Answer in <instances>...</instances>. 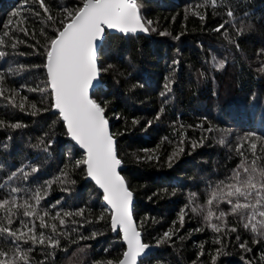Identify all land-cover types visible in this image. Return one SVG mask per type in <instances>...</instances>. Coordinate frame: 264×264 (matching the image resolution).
Listing matches in <instances>:
<instances>
[{
  "label": "trees",
  "instance_id": "16d2710c",
  "mask_svg": "<svg viewBox=\"0 0 264 264\" xmlns=\"http://www.w3.org/2000/svg\"><path fill=\"white\" fill-rule=\"evenodd\" d=\"M138 2L142 17L152 22L149 31L106 30L98 64L108 70L100 73V85L91 95L105 107L111 133L121 134L115 136L120 174L133 192L132 216L142 241L151 245L138 264H264V237L245 229L238 216L226 217L229 227L237 231L226 228L214 233L201 215L186 208L190 193L203 203L209 185L231 175L242 160L236 150L239 145L251 160L250 142H256L258 164L264 166V72L258 70L264 64V0H217L215 7L211 0ZM44 3L47 14L38 0H0V40L4 41L0 51L6 53L0 58L5 89L0 96L4 122L0 125V184L4 185L0 201L11 198L12 187L31 192L45 186L42 209L52 214L84 212L68 218V235L58 237L57 249L21 243L24 249L32 248L29 264H99L125 251L122 232L112 230V213L104 206L103 194L88 180L82 163L85 154L52 108L43 67L48 38L61 27L65 7L79 6L81 0ZM229 10L233 17L227 15ZM14 12L19 15L13 16ZM49 14L55 24L48 20ZM225 21L220 32L214 31ZM20 29H27V35ZM213 56L225 60L223 69L213 67ZM169 79L171 91L166 92ZM8 97H14L15 107ZM14 123L22 127L8 126ZM21 168L30 173L27 180L21 177ZM32 168L38 171L33 173ZM12 172L17 177L9 180ZM15 198L22 204L27 197L22 191ZM221 208L227 211L225 205ZM182 210L186 212L183 227ZM19 211L22 214L23 209ZM13 219L16 227L18 220ZM32 223L37 234L50 233L39 228L38 218ZM173 229L171 240L157 244ZM81 236L92 238L81 240ZM217 238L220 243L214 242ZM0 243L13 247L6 236L0 237Z\"/></svg>",
  "mask_w": 264,
  "mask_h": 264
},
{
  "label": "snow or ice",
  "instance_id": "6c2138e0",
  "mask_svg": "<svg viewBox=\"0 0 264 264\" xmlns=\"http://www.w3.org/2000/svg\"><path fill=\"white\" fill-rule=\"evenodd\" d=\"M38 2L40 8L47 14L49 9L44 0H38ZM216 2L217 0H211L213 7L216 6ZM64 11L66 15L59 21L61 27L55 28L54 35L48 38L46 63L43 65L47 72V82L51 88L52 108L62 118L72 140L85 150L86 159L82 163L86 165L87 175L103 190V199L112 211L111 228L113 231L117 229L122 231L123 241L127 245L126 251L120 257L108 259L99 264H138V258L146 255V250L151 245L142 241L141 232L138 231L132 216L133 192L118 171L122 161L118 157L115 136L121 134H113L109 131L105 107L90 97L89 90L93 87L94 81H99L100 73L108 70L98 64L106 29H116L125 34L138 31L147 32L152 22L142 17L138 0H81L79 6H66ZM12 15L17 16L19 13L14 12ZM227 15L233 17L234 14L229 10ZM47 18L55 24L56 21L52 15L49 14ZM200 19L204 17L200 16ZM226 23L228 21L217 26L214 31L220 32ZM20 30L27 35V29ZM4 35L7 36L8 33L5 32ZM3 43L4 41L0 40V44ZM12 46L15 47V45ZM5 55V52L0 51V58ZM212 61L216 70L225 67V60L217 61L213 56ZM108 67L111 68V65ZM258 70L264 72V64ZM2 79L0 76V96H3L5 92ZM172 82L169 79L164 85L166 92L171 91ZM166 92H162L161 95L164 96ZM8 100L10 104L16 106L14 97H8ZM19 108L23 111L24 104L21 103ZM163 111L164 109L161 108V112ZM157 119H159V114ZM3 124L4 122L0 121V125ZM8 126L13 129L22 127L20 123ZM206 131L210 132L211 129ZM220 142L224 143L223 140ZM241 148H243L242 144L236 149L242 157L241 163L232 170L231 175L215 184H210L203 203L198 202L196 193H190L186 208L192 213L201 215L205 226L210 227L214 233H222L226 228L229 232L237 231L236 227H229L226 221V217L232 215L240 218L245 229H250L257 237H264V166L258 164L261 156L257 155L256 142H250L253 157L251 160L244 156V153L240 151ZM180 151L183 149L181 148ZM261 151H264V147ZM80 163L78 161L76 166L78 167ZM36 171L38 169H31L33 173ZM20 174L24 180H27L30 175L24 168L20 169ZM61 176L67 178L66 173H62ZM15 177L17 173L12 172L8 179ZM3 186L0 184V187ZM22 191L27 198L22 204H18L15 194ZM11 194H13L11 198L0 201V210L4 213L0 217V237L10 238L13 247L0 243V264H29L32 248L24 249L20 247L21 243H30L33 248L37 244H47V247L52 249L59 248L61 245L58 237L68 235L65 231L69 223L68 218L74 215H84L83 210L76 213L57 211L52 214L42 209L41 202L46 197L45 186L38 187L31 192L20 187H12ZM222 204L225 205L227 211L221 208ZM20 209H23L22 214ZM185 214V210H182L179 216L181 227L184 224ZM13 217L18 220L16 227H13L16 223ZM37 218L39 228L50 229V233L46 234L41 231L37 234L36 226L32 223ZM99 219H103V216ZM49 220L52 222L49 223ZM71 223L75 224L76 221L71 220ZM80 226L83 227V224ZM201 230L195 229V231ZM174 232L175 229L165 232L157 244L171 240ZM90 238L92 237H80L81 240ZM214 242L220 243L219 238ZM253 242L259 243L260 241L254 239ZM241 247L246 251H251L246 243H242ZM63 250L67 252V248ZM83 250V248L79 249L81 252ZM261 259L264 260V254Z\"/></svg>",
  "mask_w": 264,
  "mask_h": 264
},
{
  "label": "water",
  "instance_id": "95a60500",
  "mask_svg": "<svg viewBox=\"0 0 264 264\" xmlns=\"http://www.w3.org/2000/svg\"><path fill=\"white\" fill-rule=\"evenodd\" d=\"M110 32H119L118 30H116V29H108ZM138 32H141V31H138ZM104 39H105V35H104V38H103V42H104ZM103 44V43H102ZM100 77V76H99ZM99 85H100V83H99V81L97 82V81H94L93 82V87L89 90V95H90V97H91V95H92V93L99 87ZM56 112V111H55ZM57 113V112H56ZM109 131H110V128H109ZM111 132V131H110ZM71 137V136H70ZM73 142L76 144V146L79 148V150L82 152V153H84V154H86V152H85V150L84 149H82V148H80L79 147V145L73 140ZM86 166V165H85ZM118 171L120 172L121 171V169L119 168L118 169ZM88 179L89 180H91L95 185H96V187L100 190V192L103 194V190L102 189H100L99 188V186L95 183V181L94 180H92V178L91 177H89L88 176ZM104 200V199H103ZM104 206L105 207H107L110 211H111V209H110V207L107 205V203L104 201ZM111 213H112V211H111ZM134 220V219H133ZM135 222V221H134ZM136 224V223H135ZM137 226V225H136ZM122 232V231H121ZM122 237H123V233H122ZM123 243H124V245H125V251H126V249H127V245H126V243L123 241ZM149 249H147L146 250V253H147V251H148Z\"/></svg>",
  "mask_w": 264,
  "mask_h": 264
},
{
  "label": "bare ground",
  "instance_id": "6f19581e",
  "mask_svg": "<svg viewBox=\"0 0 264 264\" xmlns=\"http://www.w3.org/2000/svg\"><path fill=\"white\" fill-rule=\"evenodd\" d=\"M108 30V29H106ZM109 31V30H108ZM116 32V31H115ZM121 33V32H120ZM122 34H125V33H122ZM110 128V127H109ZM111 131V130H110ZM70 136V135H69ZM71 138V137H70ZM72 139V138H71ZM75 144V143H74ZM76 145V144H75ZM85 157H86V154H85ZM121 169V168H120ZM89 180V179H88ZM91 181V180H90ZM96 186V185H95ZM107 208V207H106Z\"/></svg>",
  "mask_w": 264,
  "mask_h": 264
}]
</instances>
